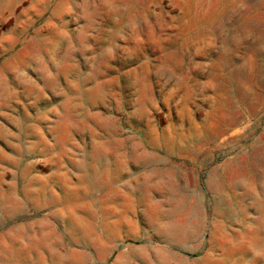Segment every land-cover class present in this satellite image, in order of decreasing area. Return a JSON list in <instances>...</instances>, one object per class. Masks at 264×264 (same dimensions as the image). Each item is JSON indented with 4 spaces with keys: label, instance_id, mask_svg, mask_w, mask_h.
I'll use <instances>...</instances> for the list:
<instances>
[{
    "label": "rangeland",
    "instance_id": "1",
    "mask_svg": "<svg viewBox=\"0 0 264 264\" xmlns=\"http://www.w3.org/2000/svg\"><path fill=\"white\" fill-rule=\"evenodd\" d=\"M0 264H264V0H0Z\"/></svg>",
    "mask_w": 264,
    "mask_h": 264
},
{
    "label": "bare ground",
    "instance_id": "2",
    "mask_svg": "<svg viewBox=\"0 0 264 264\" xmlns=\"http://www.w3.org/2000/svg\"><path fill=\"white\" fill-rule=\"evenodd\" d=\"M32 247L43 248V247H42V244H41L40 241H38V240L32 242ZM17 252H20V251L17 250ZM45 258H50V255L47 256V257H45Z\"/></svg>",
    "mask_w": 264,
    "mask_h": 264
}]
</instances>
